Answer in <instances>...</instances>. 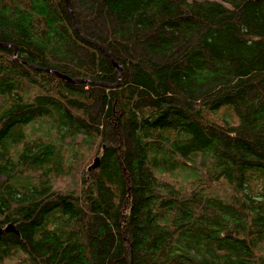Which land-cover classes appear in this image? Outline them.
I'll return each instance as SVG.
<instances>
[{
    "label": "trees",
    "instance_id": "1",
    "mask_svg": "<svg viewBox=\"0 0 264 264\" xmlns=\"http://www.w3.org/2000/svg\"><path fill=\"white\" fill-rule=\"evenodd\" d=\"M0 44V264H264V0H0Z\"/></svg>",
    "mask_w": 264,
    "mask_h": 264
},
{
    "label": "water",
    "instance_id": "2",
    "mask_svg": "<svg viewBox=\"0 0 264 264\" xmlns=\"http://www.w3.org/2000/svg\"><path fill=\"white\" fill-rule=\"evenodd\" d=\"M0 45H2V44H0ZM116 66L118 67V69H119V71H120V74H121V72H122V68L119 67L117 64H116ZM52 74H54V75H56V76H58V77H60V78H62V79H66V80H68V81H70V82H73V83H79V82H82V81H83V80H81V81H79V80H72V79L68 78L66 75L61 74V73L56 72V71H53ZM97 162H98V160L95 161V165L97 164Z\"/></svg>",
    "mask_w": 264,
    "mask_h": 264
},
{
    "label": "bare ground",
    "instance_id": "3",
    "mask_svg": "<svg viewBox=\"0 0 264 264\" xmlns=\"http://www.w3.org/2000/svg\"><path fill=\"white\" fill-rule=\"evenodd\" d=\"M68 1V0H67ZM120 72V71H119ZM212 111V110H211ZM96 160H98V162H99V159L97 158ZM95 160V161H96ZM98 162H97V164L95 165V163H94V167H96L97 165H98Z\"/></svg>",
    "mask_w": 264,
    "mask_h": 264
},
{
    "label": "rangeland",
    "instance_id": "4",
    "mask_svg": "<svg viewBox=\"0 0 264 264\" xmlns=\"http://www.w3.org/2000/svg\"><path fill=\"white\" fill-rule=\"evenodd\" d=\"M217 1H220V0H217Z\"/></svg>",
    "mask_w": 264,
    "mask_h": 264
}]
</instances>
